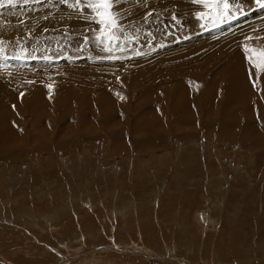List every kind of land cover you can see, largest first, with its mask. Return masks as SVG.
Segmentation results:
<instances>
[{
	"label": "rangeland",
	"instance_id": "obj_1",
	"mask_svg": "<svg viewBox=\"0 0 264 264\" xmlns=\"http://www.w3.org/2000/svg\"><path fill=\"white\" fill-rule=\"evenodd\" d=\"M227 2L4 0L0 264H264V0Z\"/></svg>",
	"mask_w": 264,
	"mask_h": 264
},
{
	"label": "snow or ice",
	"instance_id": "obj_2",
	"mask_svg": "<svg viewBox=\"0 0 264 264\" xmlns=\"http://www.w3.org/2000/svg\"><path fill=\"white\" fill-rule=\"evenodd\" d=\"M66 2V0H65ZM83 0H76V4L79 5L82 3ZM113 0H88L87 7L91 8L94 12H97L98 15H101V19L97 21L98 23H106L105 18L103 14L100 12L101 9H110L111 4ZM195 3L197 4H204L205 7H211L213 4H219L220 0H194ZM259 2V0H258ZM7 3L11 5L13 3V0H7ZM0 6H4V0H0ZM223 8L225 12H227L229 8V4L227 0H223ZM198 17H202L203 13H197ZM115 21L114 18H112V24L114 25ZM101 37H97V39H100ZM105 38L108 40L112 39V34H106ZM247 39H252V37H247ZM259 58L261 60V63L259 64H254V67L259 70L261 67H264V51L259 53ZM251 59V58H250Z\"/></svg>",
	"mask_w": 264,
	"mask_h": 264
},
{
	"label": "bare ground",
	"instance_id": "obj_3",
	"mask_svg": "<svg viewBox=\"0 0 264 264\" xmlns=\"http://www.w3.org/2000/svg\"><path fill=\"white\" fill-rule=\"evenodd\" d=\"M25 74V73H24ZM28 74V73H27ZM240 78V77H239ZM1 85V84H0ZM9 92V90H8V88L6 87V85H4V87H3V89H1L0 90V102L2 103V104H4L5 103V101H6V96L5 95H3V93H5L6 95H7V93ZM223 103L224 104H228L229 102H230V98H229V96L228 95H224L223 96ZM240 103V102H239ZM1 104V105H2Z\"/></svg>",
	"mask_w": 264,
	"mask_h": 264
}]
</instances>
